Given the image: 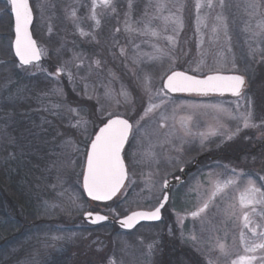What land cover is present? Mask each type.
Here are the masks:
<instances>
[{
    "label": "rangeland",
    "instance_id": "rangeland-1",
    "mask_svg": "<svg viewBox=\"0 0 264 264\" xmlns=\"http://www.w3.org/2000/svg\"><path fill=\"white\" fill-rule=\"evenodd\" d=\"M29 2L33 38L45 54L39 67H21L13 56L9 59L0 52V170L5 177L15 176L25 204L17 212L32 210L34 218L44 222L36 227L23 218L22 236L13 246L0 249V264H166L170 257H177L173 253L181 254L182 246L203 264H231L240 256L262 255L259 250L246 253L241 243V232L248 244L259 242V237L244 228L239 195L249 178L257 186L264 185L259 179L264 176V34L253 36L257 23L264 21V9L253 15L251 0H224L223 8L213 0L214 8L205 6L199 12L196 0H133L131 21H141L133 23V28H143L150 18L144 16L149 3L166 4L159 12L148 7L151 16L181 18L177 31L171 24L164 31L162 19L152 20L150 27L161 32L153 37L126 31L128 0H116V13L98 17L101 27L93 40L81 37L69 18L75 9L80 26L93 31V21L87 19L91 0ZM7 6V0H0V29L6 22ZM217 14L225 18L226 28L218 26ZM8 35L11 49L12 22ZM166 36L173 37L172 41ZM157 49L165 54L149 59L159 56ZM246 61L254 62L250 78L241 69ZM58 68L63 71L57 75ZM172 70L199 77L217 71L235 73L245 77V86L240 97L157 95ZM145 73L151 76L150 92L142 84ZM122 87L129 94L127 100L120 94ZM19 90L25 94V104L19 116H13L6 110L8 94ZM150 104L158 107L145 115ZM249 107L256 128H244L220 110L235 116ZM115 116L133 125L122 153L128 176L110 203H94L84 197L81 187L86 151L96 130ZM81 117L87 125L72 127ZM232 133L236 134L228 139ZM221 147H227L230 155L221 159L220 167L197 163L198 170H191L181 186L171 189L161 225H141L126 234L83 222L85 212L115 219L153 209L162 197L164 180L177 176L180 167H190L202 154L215 155ZM244 148L251 157H237ZM218 180L235 183L210 199ZM205 202L208 209L193 217L191 213ZM3 210L5 221L11 219L7 208ZM252 218L264 226V219ZM254 264H260L259 260Z\"/></svg>",
    "mask_w": 264,
    "mask_h": 264
},
{
    "label": "snow or ice",
    "instance_id": "snow-or-ice-1",
    "mask_svg": "<svg viewBox=\"0 0 264 264\" xmlns=\"http://www.w3.org/2000/svg\"><path fill=\"white\" fill-rule=\"evenodd\" d=\"M10 5V12L14 17V49L15 56L19 58L20 66L32 65L33 67H39V61L42 55L45 54V50L37 46V42L33 39L30 32V25L33 22V11L30 6L29 0H7ZM218 4L221 8L224 7V0H218ZM154 6L157 12L161 11L166 7L164 3H156L152 5L149 3L145 6L144 16L150 17L147 21L143 22V28H133L132 24H139L141 21H131V12L133 8V0H128V11L125 12V30L129 32H140L141 35H151L153 37H159L161 32H158L154 28L150 27L152 20L162 19L164 21L163 30L166 31L168 26L174 25L173 31H177L182 27V20L179 16H151L147 8ZM214 8L216 5L213 0H207L206 4L203 0H196L195 7L197 12L203 7ZM182 7V6H180ZM249 7L253 10V15L264 9V0H251ZM101 9L100 13L97 9ZM179 10V8H178ZM117 6L116 0H91L90 14L87 19L93 21V31H85L80 26V17L77 16L76 10L72 9L69 18L73 21L76 29L81 37H91L93 40L96 39L95 30L101 27V19L99 16L105 13H116ZM216 21L219 22V27H225V18L222 14H217L215 17ZM200 17L198 16V21ZM258 31H253V36H261L264 34V21H259L256 25ZM216 27L213 28L215 32ZM51 31V29H50ZM119 31V29H117ZM165 39L172 41L173 37L166 36ZM124 52V49H121ZM159 56L149 57V59H159L163 56L164 50L157 49ZM251 52L257 54L256 49H251ZM261 59H264V50H261ZM34 62H36L34 64ZM99 66L100 62H95ZM233 67L235 65L233 64ZM42 71H46L43 70ZM63 71L62 68L57 69V75ZM71 78V73H68ZM163 78V77H162ZM142 84L146 92L151 91V76L145 73ZM245 86V77L243 75H222L219 71L214 74L206 75L204 78H197L195 76L188 75L183 71L172 70L167 75L166 80L163 83V87L156 93L160 95L168 92H187L197 93L200 95H208L210 93H231L233 96L240 97L242 90ZM166 90V91H165ZM122 96L127 100L128 93L125 89H121ZM106 95H110L106 92ZM151 99V97H150ZM116 103H120L119 100ZM158 107L155 104H150L149 108L146 109L145 115ZM239 107V105H237ZM228 114L231 119L239 120L244 128H256L258 125L253 123V113L251 108H247L244 112L238 113V115H232L227 109H220ZM69 111L75 112V109L69 108ZM143 119V117H141ZM88 121L83 117L78 119L72 127L80 128L87 125ZM264 125V122H262ZM86 130V129H85ZM133 125L128 119H124L120 116L108 119L103 127L99 129V132L95 135V138L90 142V149L86 153V167L83 172V188L87 192V195L94 201H107L111 200L117 192L120 191L127 179L128 173L125 165L124 157L122 153L124 151L126 143L129 141V137L132 134ZM240 131L238 126L236 133ZM236 133H232L227 138L232 139V136ZM183 170V169H181ZM261 181H264V176L259 177ZM233 180H227L220 182L219 180L214 183V190L210 199L214 198L217 194L222 193L229 185L234 184ZM168 181H164V187H167ZM168 197L165 195L163 201H167ZM239 204L242 210V219L244 222V228H248L254 237H259V242L252 241L250 244L245 239V235L241 232V243L245 244L246 253H256L258 250L262 253L259 257L252 256H240L238 259L233 260L231 264H254L255 261L259 260L260 264H264V226L256 222L252 217L259 216L264 219V185L257 186L256 181L249 178L247 185L239 195ZM164 207V203L161 202L159 206L155 207L152 211H135L131 215L126 216L121 224L125 228H132L139 220H159L161 218V209ZM209 204L205 202L200 208L192 212L193 217L200 216L201 213L208 209ZM247 209V210H245ZM87 216L91 217V212L86 213ZM106 216L99 214L95 215L92 223L106 220ZM251 226V227H250ZM258 229H261L258 231ZM192 240H196L193 236ZM221 252L224 251L225 245L219 244ZM152 245H149V251L151 252ZM110 264H115V261H110Z\"/></svg>",
    "mask_w": 264,
    "mask_h": 264
},
{
    "label": "trees",
    "instance_id": "trees-1",
    "mask_svg": "<svg viewBox=\"0 0 264 264\" xmlns=\"http://www.w3.org/2000/svg\"><path fill=\"white\" fill-rule=\"evenodd\" d=\"M9 12H10L9 7L7 6L5 9V12L3 13V16H6V19H5L6 22H5V24L3 23V27L0 29L1 30L0 52L1 53L5 52L8 55L9 59H12L11 56H13V55H11V53H10L11 49L9 48V44H8V40H9L8 34H10V29H11V17H10ZM33 29H34V26L32 24L31 31H32V35L34 37ZM12 61H14V60H12ZM243 64L245 66H244V68L241 67V69L250 78L252 71H253L254 62L246 61V62H243ZM16 83L18 84L19 82H15V84ZM253 92H255V91H253ZM14 94H16V96ZM8 96L9 97H8L7 107H6L7 112L9 113L11 111L13 116H19L17 114L19 111V108L23 109L24 107H22V106L25 104V94L23 93V90H19L17 93L12 92L11 94H8ZM23 97H24V99H23ZM218 151L219 152L216 153L215 155L212 152L205 153L204 155H201L199 157L198 165L200 163V166L201 165L203 166V164L208 163L209 166H211V167H215V168L218 166L220 167L221 159H223L224 157H227V155H230V151L228 150L227 147H225V148L221 147V149H219ZM243 154H246L245 155V156H247L246 158H249V157H251L252 153L248 152V150L244 148L238 154L237 157H240ZM237 160L239 161L240 158L239 159L237 158ZM196 167L197 166L193 167L191 170H194V168H195V170H198L197 169L198 167L197 168ZM261 172L264 173V171H261ZM13 177H14V179H12L11 177L10 178L5 177V175L0 170V220H1L0 221V249L1 248H7L9 246H13L15 243H17V239L20 236H22V233H23L22 232L21 235L19 234L22 227H26V225H24L23 218L25 220H28V221H26L28 223V225L34 224L36 227L40 226L41 223L44 222V220H41V218L35 219L36 217L34 216L32 210L24 209L23 213L17 212L18 211L17 208H21L20 206L23 207V205L25 206V204L23 202V198L21 197L22 195L20 193L19 188L14 183L15 182V176H13ZM3 206H4V208L6 207L7 210L12 214L11 219L8 218L7 221H5L6 215H4ZM3 215H4V218L2 219L1 216H3ZM161 221L158 223L140 224L137 227H139L141 225H148V226L149 225H152V226L153 225H161ZM100 227L101 228L102 227L107 228V229L113 228V231L123 232L126 234L131 232V231L130 232L120 231L116 227V225H114L113 222H106L104 224H100L96 228H100ZM91 228H94V227H91ZM177 250H179V249H177ZM181 250H180L181 254H179V255L177 253H173V255L175 254L177 257H175V256H174L175 258L170 257V261L168 263L166 261V264H203V262L199 261V259H197L195 257V255L191 256L189 249H187L185 246H182ZM165 253H166L165 251L162 252V255H165Z\"/></svg>",
    "mask_w": 264,
    "mask_h": 264
},
{
    "label": "water",
    "instance_id": "water-1",
    "mask_svg": "<svg viewBox=\"0 0 264 264\" xmlns=\"http://www.w3.org/2000/svg\"><path fill=\"white\" fill-rule=\"evenodd\" d=\"M10 6V5H9ZM10 15H11V22H12V34H13V37H12V41H11V53H12V55H13V58L15 59V61L18 63V65L20 66V63H19V58L18 57H16L15 56V49H14V40H15V33H14V17H13V15L11 14V12H10ZM32 24H33V22H32ZM32 24L30 25V32H31V27H32ZM32 34V33H31ZM33 37V36H32ZM34 39V38H33ZM41 59H42V57H41ZM41 61V60H40ZM39 61V62H40ZM36 62H34V64H35ZM28 66H30V65H26V66H21V67H28ZM175 71H181V70H175ZM186 73V72H185ZM170 74V73H169ZM188 75H191V76H195V75H192V74H189V73H187ZM210 74H214V73H210ZM210 74H207V75H210ZM220 74H222V75H239V74H235V73H220ZM206 75H204V76H201V77H199V76H195V77H197V78H204ZM166 78H167V75L165 76V78L163 79V81H162V87H163V83H164V81L166 80ZM166 91V90H165ZM169 94H171V95H200V94H197V93H187V92H176V93H171V92H168ZM208 95H210V96H232V97H236V96H233L231 93H224V94H219V93H210V94H208ZM112 118H114V117H112ZM125 119V118H124ZM108 121V120H107ZM106 121V122H107ZM105 122V123H106ZM104 123V124H105ZM104 124L103 125H101L98 129H97V131H96V133L94 134V136H93V138L92 139H94L95 138V135L99 132V129L101 128V127H103L104 126ZM90 149V143H89V145H88V149H87V151ZM198 161H199V159L198 158H196V160H195V165H197V163H198ZM85 167H86V160H85V165H84V170H85ZM181 169H183V170H181ZM183 171H184V168H180L179 169V175L178 176H176V177H174V178H170V179H168L167 181H168V184H167V187H164V182L162 183V190H163V194H162V197H161V199H160V201H159V203L157 204V206H159V204L161 203V202H163L164 203V207H165V205L167 204V202H168V200H169V191H170V187L171 186H179L181 183H183V181H184V179H185V177H184V175H183ZM84 172V171H83ZM126 181V180H125ZM125 183V182H124ZM81 187H82V192H83V195H84V197L87 199V200H89V201H92V202H97V203H107V202H110L111 200H113L114 198H115V196L119 193V192H117L116 193V195L115 196H113L112 197V199L111 200H107V201H94V200H92L88 195H87V192L84 190V188H83V175H82V179H81ZM123 187V186H122ZM121 187V188H122ZM121 190V189H120ZM167 196L168 197V199H167V201H163V197L164 196ZM156 206V207H157ZM163 207V208H164ZM155 208V207H154ZM153 208V209H154ZM163 208L161 209V218H162V210H163ZM153 209H151V210H135V211H145V212H147V211H152ZM135 211H131V212H129V213H127L126 215H124V216H122V217H118V218H116V219H112V218H110L109 216H106L107 217V219L106 220H102V221H98V222H96V223H92V220L95 218V215L96 214H99V215H102V216H105V215H103V214H100V213H95V212H91L93 215L91 216V217H89V216H87L86 215V213H89V212H85L83 215H82V219H83V221H84V223H86V224H88V225H90V226H96V225H99V224H102V223H105V222H108V221H111V222H113L115 225H116V227L118 228V229H120V230H122V231H131V230H133L134 228H136L139 224H142V223H157V222H159L160 220H161V218L159 219V220H146V219H144V220H139L138 222H136L135 224H134V226L132 227V228H125L122 224H121V221L126 217V216H128V215H131V213L132 212H135Z\"/></svg>",
    "mask_w": 264,
    "mask_h": 264
},
{
    "label": "flooded vegetation",
    "instance_id": "flooded-vegetation-1",
    "mask_svg": "<svg viewBox=\"0 0 264 264\" xmlns=\"http://www.w3.org/2000/svg\"><path fill=\"white\" fill-rule=\"evenodd\" d=\"M199 97H214L213 95L212 96H210V95H199ZM94 136V135H93ZM92 136V137H93ZM91 141V140H90ZM263 142V141H262ZM126 146H127V143H126V145H125V148H126ZM125 148H124V150H125ZM202 155H204V154H202ZM201 156V155H200ZM200 156H198V157H200ZM193 167H195V162H193V164L190 166V167H185V166H182V167H180V168H184V171H183V175H184V177H185V179H184V181H183V183L185 182V180H186V177H187V174L191 171V169L193 168ZM179 168V169H180ZM178 175H179V170H178ZM177 175V176H178ZM174 177H176V175L175 176H173V177H169V178H167V179H170V178H174ZM166 179V180H167ZM183 183H181L179 186H181ZM179 186H171L170 187V192H171V189H173V188H178ZM170 192H169V199H170Z\"/></svg>",
    "mask_w": 264,
    "mask_h": 264
}]
</instances>
